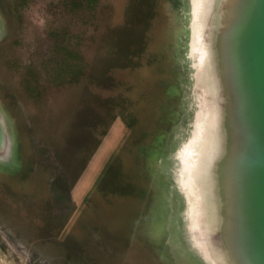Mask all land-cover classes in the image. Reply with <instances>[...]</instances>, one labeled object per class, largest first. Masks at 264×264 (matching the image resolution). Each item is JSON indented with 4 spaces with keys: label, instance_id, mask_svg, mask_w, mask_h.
<instances>
[{
    "label": "rangeland",
    "instance_id": "374dc122",
    "mask_svg": "<svg viewBox=\"0 0 264 264\" xmlns=\"http://www.w3.org/2000/svg\"><path fill=\"white\" fill-rule=\"evenodd\" d=\"M168 1L0 0L7 29L0 102L23 133L32 166L26 183L0 171V264H164L146 240L153 226L162 246L161 202L157 225L147 224L130 201L146 190L135 177L122 193L113 170L101 176L95 147L109 142L122 150L128 112L145 108L140 120L151 113L154 125L168 119L163 96L172 82L176 9ZM76 125L81 136L73 142ZM110 130L121 136L109 141ZM83 161L93 169L86 181Z\"/></svg>",
    "mask_w": 264,
    "mask_h": 264
},
{
    "label": "water",
    "instance_id": "95a60500",
    "mask_svg": "<svg viewBox=\"0 0 264 264\" xmlns=\"http://www.w3.org/2000/svg\"><path fill=\"white\" fill-rule=\"evenodd\" d=\"M168 2L176 6L169 116L154 125L151 113L140 120L145 108L127 113L138 130L122 133L117 158L147 192L130 201L147 224L159 221L161 202L162 246L153 226L146 240L164 264H264V0ZM6 31L0 11V41ZM6 107L0 102V171L25 183L26 141Z\"/></svg>",
    "mask_w": 264,
    "mask_h": 264
},
{
    "label": "trees",
    "instance_id": "16d2710c",
    "mask_svg": "<svg viewBox=\"0 0 264 264\" xmlns=\"http://www.w3.org/2000/svg\"><path fill=\"white\" fill-rule=\"evenodd\" d=\"M106 42V41H105ZM64 73V70H62V74ZM117 116L112 115L111 118H116ZM127 123L124 126V131L123 134H127V136L129 137H133L134 136V132H136L138 130V119L136 118L135 115H129L127 117ZM80 126L76 125L73 128V132H72V141L73 142H77V138L79 139L81 136V132H80ZM118 134H121V131L116 132L114 130H110V131H106L105 135L107 136L108 140L111 141L113 138H116ZM83 137H87L88 141H89V135H90V130L88 128H85L84 131L82 132ZM134 138V137H133ZM98 144V142H97ZM89 147V143L86 142L85 144V148ZM97 153L99 154V156L101 157L99 164V170H100V174L105 175L107 171H111L113 170V174L114 177L112 178V181L114 182V185L118 188H122V185L127 186L128 189H130L131 187V181L127 179V175H125V173L123 172V164H122V159H118V154H117V149L114 145H110L109 142H105L103 145H97L96 147ZM83 167L82 169L84 171H86L87 175L84 176V180H88L91 178V176L93 175V169L89 168V164L87 161H83ZM32 172V166H31V162L28 159V157L25 158V171L23 174V178L22 180L26 183L28 182V180L30 179V175ZM130 187V188H129Z\"/></svg>",
    "mask_w": 264,
    "mask_h": 264
}]
</instances>
